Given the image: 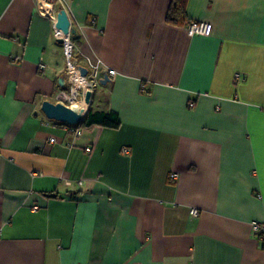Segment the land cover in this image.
I'll return each instance as SVG.
<instances>
[{"label":"crops","instance_id":"0c3cea01","mask_svg":"<svg viewBox=\"0 0 264 264\" xmlns=\"http://www.w3.org/2000/svg\"><path fill=\"white\" fill-rule=\"evenodd\" d=\"M184 1L176 25L172 0H0V264H264V0ZM61 8L79 63L116 71L89 107L118 128L42 110Z\"/></svg>","mask_w":264,"mask_h":264},{"label":"built area","instance_id":"2783aa9c","mask_svg":"<svg viewBox=\"0 0 264 264\" xmlns=\"http://www.w3.org/2000/svg\"><path fill=\"white\" fill-rule=\"evenodd\" d=\"M63 1V0H62ZM72 28V25L71 27ZM188 32L190 35L202 34V35H210L213 32V23L209 21H192L188 24ZM57 38H64V46L66 51V56L68 59L67 66V81L68 88L62 90L59 95V101L73 107L75 102L78 101H86V95L88 91H95V88L98 84L101 83V79L105 74H109L110 76H115L116 71L114 69H109L104 66L101 62L92 63L91 66H88L89 72L86 76L82 75L81 70L79 68V61L76 57V45L72 40L71 34H65L61 29L56 28L55 31ZM41 68H44V65H41ZM237 78L240 77V74L236 75ZM74 108V107H73ZM89 107L87 108V110ZM86 110V112H87ZM85 112V113H86ZM83 112V114H85ZM67 128L75 134H80V128L67 125ZM51 141H55V138H51ZM87 150L90 151L91 147L88 146ZM124 153H130L131 148L129 146L123 147ZM178 177V172H173L171 174V178L176 179ZM192 213L197 215L199 213L198 209H193ZM252 227L255 232H257L260 237L264 240V220L258 221L254 220L252 222Z\"/></svg>","mask_w":264,"mask_h":264},{"label":"water","instance_id":"95a60500","mask_svg":"<svg viewBox=\"0 0 264 264\" xmlns=\"http://www.w3.org/2000/svg\"><path fill=\"white\" fill-rule=\"evenodd\" d=\"M72 25L70 16L68 14V11L66 8H61L57 14V22L56 27L58 29H61L63 33L69 34L74 33V28H70ZM58 41L61 43H64V38H58ZM79 68L81 70L82 75L86 76L89 72L88 66L84 64H79ZM112 80L111 76L109 74H105L104 77L101 79L102 84H107ZM60 83L63 84L64 80H60ZM94 92L88 91L86 95V101L91 105L92 98H93ZM90 108V107H89ZM42 110L45 112V114L50 119L57 120L59 122H62L66 125H80L82 124L88 114L89 109L85 114L83 112H80L76 110L75 108L59 101L54 102L49 99H46L42 103Z\"/></svg>","mask_w":264,"mask_h":264},{"label":"trees","instance_id":"16d2710c","mask_svg":"<svg viewBox=\"0 0 264 264\" xmlns=\"http://www.w3.org/2000/svg\"><path fill=\"white\" fill-rule=\"evenodd\" d=\"M167 19L170 23L183 25L188 20L187 9L184 0H172ZM83 126L101 125L105 127L118 128L121 125L119 113L114 110H100L89 108Z\"/></svg>","mask_w":264,"mask_h":264},{"label":"bare ground","instance_id":"6f19581e","mask_svg":"<svg viewBox=\"0 0 264 264\" xmlns=\"http://www.w3.org/2000/svg\"><path fill=\"white\" fill-rule=\"evenodd\" d=\"M90 106V104L88 102H84V101H78V102H75L73 107L80 111V112H86L87 108Z\"/></svg>","mask_w":264,"mask_h":264}]
</instances>
